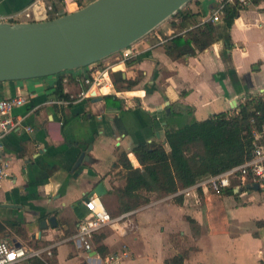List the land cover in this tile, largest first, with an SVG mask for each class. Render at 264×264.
Segmentation results:
<instances>
[{
	"label": "crops",
	"instance_id": "crops-1",
	"mask_svg": "<svg viewBox=\"0 0 264 264\" xmlns=\"http://www.w3.org/2000/svg\"><path fill=\"white\" fill-rule=\"evenodd\" d=\"M31 1L0 0V21H7V17L22 11ZM94 1L60 0L58 12H75ZM228 2L234 0H192L182 10L195 15L189 19L192 25H202L211 22L212 16ZM173 22L168 19L136 42L128 49L130 57L126 61L121 52L96 65L97 70L110 68L113 82L119 75L124 78L126 74L130 80L141 74L140 84L132 90L102 89L94 98L79 99L87 88L85 79L90 76L87 67L62 75L64 92L72 102L57 97L58 75L0 83V100L26 98L24 105L14 109L16 126L3 139L9 175L0 192V222L17 223L28 234L24 240L8 227L0 239L29 247L36 243L38 247L60 243L51 259L56 260L55 264H109L106 259L114 254L120 255L121 264H167L180 255L164 246L165 236L158 229L165 226V233L173 230L184 215L201 224L197 215L202 211L203 200V219L212 229L205 247L216 245L226 261L236 257L242 264H264V218L255 217L261 221L260 225L250 226L254 217H245L252 205L264 203V197L259 195L264 191L259 188H236L235 197L222 194L238 198L248 190L260 196V202L229 211L233 218L229 212L224 214L223 207L218 210L223 221L229 217L236 224V234L228 228L222 232L225 235L213 230L218 228L215 219L218 211H214L210 202L211 192H197L190 197L183 194L182 204L176 203L173 195L156 200L157 194L151 193L148 205L131 211L134 234L128 235L126 229L107 228L122 236L103 234L107 229L104 230L91 242V252L68 241L86 216L85 197L99 184L106 190L101 200L107 210L117 209V198L110 191L125 185L124 171L117 167L119 153H128L138 167L133 148L153 140L165 141L167 126L180 128L194 120L234 112L247 97L264 95V0H249L230 29L222 16L221 21L212 22L217 41L197 56L175 60L166 54V43L184 32ZM109 95L120 98V110L105 100ZM234 100L237 107L232 105ZM82 154L85 159L75 170ZM52 216L57 217L58 227L50 225L41 230V222ZM150 236L155 239V247L150 244ZM101 248L107 249L106 257L100 254Z\"/></svg>",
	"mask_w": 264,
	"mask_h": 264
},
{
	"label": "trees",
	"instance_id": "trees-1",
	"mask_svg": "<svg viewBox=\"0 0 264 264\" xmlns=\"http://www.w3.org/2000/svg\"><path fill=\"white\" fill-rule=\"evenodd\" d=\"M58 11L60 0H49ZM245 7L240 0L223 5L222 19L230 29L235 19ZM67 14V13H66ZM63 14V15H66ZM57 18L53 17L52 19ZM194 14L180 10L170 19L174 26L184 31L175 35L165 45L166 54L175 60L189 56H197L210 48L217 41V30L212 22L195 25L189 19ZM177 22V23H176ZM195 25V26H194ZM129 65V63H128ZM56 88L59 99L72 102L64 92L62 75ZM114 81L117 92L132 90L141 82V74L136 79H123L121 75ZM105 100L121 109L120 98L116 95L105 96ZM179 114V113H174ZM264 125V95L261 97H247L234 112H222L203 121H191L180 128L166 127L165 141L153 140L133 148L139 166L135 167L128 153H119L117 167L124 171L125 185L113 187L111 194L117 198V209L109 212L112 217L137 210L150 203L149 194L156 193L161 197L173 195L175 202L182 204V191L194 186L201 179L216 176L234 167L240 166L253 157L254 143L264 144V137L260 140L254 135L255 130L261 131ZM238 182L225 189L222 194L238 196L235 193ZM246 190V188H245ZM202 191L200 190V193ZM11 228L24 240L28 239L26 230L17 223L4 224L0 222V234ZM69 232H67V235ZM70 236V235H69ZM38 243L34 247H38ZM56 256V249L53 250ZM106 248L100 249V254L106 257ZM188 252L167 261V264H184ZM56 260H43L32 257L26 264H55Z\"/></svg>",
	"mask_w": 264,
	"mask_h": 264
},
{
	"label": "water",
	"instance_id": "water-1",
	"mask_svg": "<svg viewBox=\"0 0 264 264\" xmlns=\"http://www.w3.org/2000/svg\"><path fill=\"white\" fill-rule=\"evenodd\" d=\"M191 1L96 0L44 22L0 21V83L57 76L99 64L131 48ZM232 105L237 107V101ZM84 159L82 154L75 170ZM94 194H106L102 183L84 200ZM50 225L58 227L56 216L42 221L41 230Z\"/></svg>",
	"mask_w": 264,
	"mask_h": 264
},
{
	"label": "built area",
	"instance_id": "built-area-1",
	"mask_svg": "<svg viewBox=\"0 0 264 264\" xmlns=\"http://www.w3.org/2000/svg\"><path fill=\"white\" fill-rule=\"evenodd\" d=\"M248 1L242 0L243 4ZM222 13L223 6L212 16L211 22L221 21ZM60 16H63V14L58 11L55 12L49 0H32L25 9L7 17L5 22H44ZM127 51H124V61L130 57V52ZM96 65L87 67L90 76L85 79L87 88L79 94V99L94 98L98 95L97 91L114 88V82L110 76V68L97 70ZM25 102L26 98L23 96L0 100V192L3 190L9 175V161L5 155L3 139L16 126L12 116L14 109L24 105ZM254 135L258 140L264 137V125L261 131L255 130ZM235 181L238 182V190L253 189L255 185H258L259 189L264 191L263 143H254V152L251 160L219 175L205 177L194 186L184 190L182 194L190 197L194 193L200 192V190L221 194L225 189L232 187ZM84 206L86 208V216L80 221L76 234L68 241H72L77 247L84 249L86 252L92 251L91 242L96 235L107 228H117L123 231L128 227H134V212L112 217L101 197L95 194L89 197V201L84 200ZM58 244L60 243L43 247L17 246L8 240L0 239V264H20L32 257L51 260L54 257L53 250ZM106 260L109 264H121V257L118 254L112 255Z\"/></svg>",
	"mask_w": 264,
	"mask_h": 264
},
{
	"label": "rangeland",
	"instance_id": "rangeland-1",
	"mask_svg": "<svg viewBox=\"0 0 264 264\" xmlns=\"http://www.w3.org/2000/svg\"><path fill=\"white\" fill-rule=\"evenodd\" d=\"M259 195L264 197V193H259ZM211 196H212V201L210 202L213 203L214 211L216 212V210L218 211L223 207L225 211L224 214L226 213V215H228L229 211H232V209L238 208L239 206L260 202V196L256 197L253 192L248 190L246 194L243 193L238 198L224 197L222 193L221 194L212 193ZM162 198L163 197L159 195H156L154 197V199L156 200ZM203 208L205 209V203L202 200V211L200 214L197 215V217L199 216V219H201V224H198L196 218L193 219L191 218L192 216L190 215L189 216L184 215V217L181 216V218L179 219L180 224H177V226L173 230L168 229L165 233V226L159 228L158 229L159 234L162 233L166 239V240L164 239V246L170 250L174 249L175 252L173 250L172 252L177 253V255H182L185 252H188L189 259L187 264H242L238 261L236 257H233L229 259V261H226L225 260L226 258L222 253L223 251L216 245L210 244L207 247H205L207 241L209 240V237L211 236L210 233L208 232L210 230L212 231V229L209 228L207 224H205V220L203 219ZM249 209L250 210H247V213H245L246 215L245 217L247 218L250 216L254 217V219L253 218L251 219L252 222L250 223V226L260 225L261 221L255 219V217L264 218V203L261 205L257 203V205H252ZM218 214L216 213L215 216V219L218 222V228L213 230L214 231L219 230L221 233L220 235H225L222 232L227 230L228 228L230 233L236 234L237 229L234 228L236 224L234 225V222H231V219H229V217L228 219L223 221L220 218V214H221L220 211H218ZM229 216L233 218L231 214ZM191 220H194V222ZM229 224L231 225L230 228H229ZM129 228L130 229L128 228L126 229V231L129 230L127 232H130L128 233V235L134 234L132 230L133 227H129ZM111 233H118L119 236H122V234L119 233L117 230L114 231L112 229H107L103 234H111ZM150 240H151L150 244H152L151 246L155 247L156 246L155 239L152 236H150ZM204 247L205 249L203 251L197 252ZM186 260L184 262H186Z\"/></svg>",
	"mask_w": 264,
	"mask_h": 264
}]
</instances>
